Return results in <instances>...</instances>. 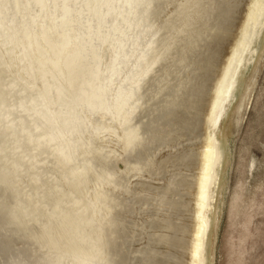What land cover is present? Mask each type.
Listing matches in <instances>:
<instances>
[{
	"label": "rangeland",
	"instance_id": "rangeland-1",
	"mask_svg": "<svg viewBox=\"0 0 264 264\" xmlns=\"http://www.w3.org/2000/svg\"><path fill=\"white\" fill-rule=\"evenodd\" d=\"M91 1L25 0L0 24V264H191L203 93L245 1ZM261 35L216 132L205 264H264Z\"/></svg>",
	"mask_w": 264,
	"mask_h": 264
},
{
	"label": "bare ground",
	"instance_id": "bare-ground-1",
	"mask_svg": "<svg viewBox=\"0 0 264 264\" xmlns=\"http://www.w3.org/2000/svg\"><path fill=\"white\" fill-rule=\"evenodd\" d=\"M187 1L186 3H188ZM244 1L245 3L242 7V12L238 14V17L236 19L232 18L230 20L231 24L234 25V29L231 31V34H230L231 40H230V44L228 48L222 49L221 61L222 60L223 61L221 65L219 63V67H217L216 71L214 72V76L211 79L212 81L211 85L203 93V96H205V98L203 99L204 104L205 102L206 103L208 102L209 105L204 115L205 118L203 117V124L206 125V134L203 137L204 142H203V146L201 150L202 151L201 152V155H202L201 163L202 164L200 166H201L202 171H201L200 176L197 175L193 179V181H195V185H192V187L196 186L194 195L197 194L198 200H197L196 210L194 208V211H193L194 233L192 234L193 238L191 241L193 244L191 264H205V249L207 245L206 239H207L208 231H210L208 229L209 223H210L209 211L213 204L212 198L214 197L212 196L215 194V193L214 194L212 193L213 192L212 187L213 185L216 184V180H217V175H216L217 169L216 168L220 166L221 160L223 157V154L220 148V140L218 139L217 134H216L218 126H219L218 124L220 123L221 119H223V117L225 116L226 108L229 105L230 101L234 99L235 92L238 89V82L240 81L238 80L239 79L238 77L241 75L242 73L241 70L243 69L240 66H242L241 64L244 61L243 59H244V55L246 51L248 52L251 51L249 49L253 45V43H257L262 37L261 32L264 27V0H244ZM93 2L94 0L91 1V5H93ZM25 3H26L25 0H0V24L4 25V22H6V19H11V18L14 19L15 17L21 16V13L25 9ZM186 3H183L179 6V9L182 13L187 8L185 7ZM9 9H10L11 14H8ZM163 10H164V6H163ZM167 10H169V8ZM162 17L164 18L163 15ZM234 19H235V23H233ZM81 26L85 27L83 24ZM81 26H80V30H81ZM194 28L192 31L196 29ZM196 31L198 32V30ZM78 35H80L79 30L75 32L71 31L66 36V38L64 39L65 43L63 44V46L61 45L58 48L57 54L59 57L65 58L67 56L68 51H69L68 47L70 46L72 39L74 37H78ZM190 35L191 34L189 33V36ZM194 37L196 38V36ZM252 53H254V50L252 51ZM250 58H252V56H250L249 59ZM246 60L248 61V58ZM145 75L146 76L142 78L143 81L138 86L140 91L141 90L145 91L147 87L150 89L151 87H154L157 85V82H155L156 79L158 78L157 75H155L154 77L152 76L151 78L150 76H148V73ZM0 81H1V78H0ZM149 92L152 93L151 90ZM151 99H152L151 97L148 98L146 95L141 94V95H135L134 97L130 98L129 102H130V105H133V106L137 105L141 107V104L138 105L139 103H142V106H143V105H146L148 101H150ZM176 103L178 102L176 101ZM158 105H160V108L163 111L168 112V113L170 110L173 109L169 103V99H164L163 101H160ZM127 107H124L122 110L127 109ZM9 203L10 202H8V204ZM3 208L4 207H1L0 210ZM7 209L8 208H6V211ZM1 211L4 212V209Z\"/></svg>",
	"mask_w": 264,
	"mask_h": 264
}]
</instances>
